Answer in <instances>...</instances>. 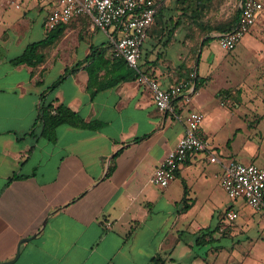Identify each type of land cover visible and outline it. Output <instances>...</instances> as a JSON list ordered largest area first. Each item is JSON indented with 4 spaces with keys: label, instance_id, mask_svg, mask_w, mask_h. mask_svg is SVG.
Returning a JSON list of instances; mask_svg holds the SVG:
<instances>
[{
    "label": "crops",
    "instance_id": "crops-1",
    "mask_svg": "<svg viewBox=\"0 0 264 264\" xmlns=\"http://www.w3.org/2000/svg\"><path fill=\"white\" fill-rule=\"evenodd\" d=\"M158 1L138 64L163 89L194 73L190 100L176 98L173 112L159 111L115 55L117 31L85 15L47 29L58 0H17L18 9L0 0V263L26 239L8 264H264L263 220L219 184L228 161L264 164V112L254 100L232 107L218 98L242 58L264 47L254 38L264 30V0L232 52L216 37L196 63L182 60L177 32L157 37L169 0ZM37 42L40 63L10 62ZM44 103L51 115L62 107L72 116L47 129ZM192 111L203 115L200 136L219 162L193 152L167 187L152 185ZM230 210L238 217L228 222ZM202 234L216 246L197 247Z\"/></svg>",
    "mask_w": 264,
    "mask_h": 264
},
{
    "label": "built area",
    "instance_id": "built-area-1",
    "mask_svg": "<svg viewBox=\"0 0 264 264\" xmlns=\"http://www.w3.org/2000/svg\"><path fill=\"white\" fill-rule=\"evenodd\" d=\"M6 3L20 8L17 0H4ZM158 0H58V5L51 12L44 24L47 29H54L59 24L69 22L73 17L85 15L90 18L93 27L108 32L117 31L111 35L115 55L124 60V64L135 72L137 83L152 92L153 104L159 111L173 112V101L176 98L190 100L189 91L193 86L194 73L187 80L163 89L154 80L142 72L139 66L141 49L148 38V33L158 13ZM240 14L236 25L229 32L218 37L219 46L227 52H232L242 39L250 33L255 21L263 9L258 0H240ZM223 104V103H221ZM203 115L190 112L185 119V129L176 145L167 153L156 168L152 177V185L165 188L171 183L178 169L193 152L211 154V145L200 136V125ZM209 161L219 162L213 154ZM223 171L220 185L231 200L243 199L248 207L259 214L264 223V164H242L228 161L222 164ZM238 214L230 210L225 219L235 221Z\"/></svg>",
    "mask_w": 264,
    "mask_h": 264
},
{
    "label": "rangeland",
    "instance_id": "rangeland-1",
    "mask_svg": "<svg viewBox=\"0 0 264 264\" xmlns=\"http://www.w3.org/2000/svg\"><path fill=\"white\" fill-rule=\"evenodd\" d=\"M195 4L194 0H169L167 12L164 16L160 15L155 22L158 29L157 37H163V40L168 33L177 32L176 37L179 39L181 51L184 52L180 53L183 61L196 58L198 44L205 37L215 36L218 40L223 34L221 31L234 25L233 20L239 9V0H197L196 7ZM254 38H260L264 43V30ZM216 43L217 41L213 44L219 45ZM242 59L243 61L237 65L236 77L232 81L228 79L229 86L219 93L218 98L225 106L231 104L232 107L241 101L254 100L261 105L262 114L264 112V47L253 54L245 55ZM223 109L224 107L219 106V110ZM262 118L264 115L260 119ZM238 124L236 126H239ZM228 201L230 202L229 198ZM215 246V242H211L203 247L209 249ZM199 255L204 257L205 254Z\"/></svg>",
    "mask_w": 264,
    "mask_h": 264
},
{
    "label": "trees",
    "instance_id": "trees-1",
    "mask_svg": "<svg viewBox=\"0 0 264 264\" xmlns=\"http://www.w3.org/2000/svg\"><path fill=\"white\" fill-rule=\"evenodd\" d=\"M194 1L196 2V4H195V7H196L197 6V0H194ZM239 14H240V10L237 9L234 20H233L234 23L236 20H238ZM233 28H234V26L231 25L228 29L223 30L221 32H223V33L229 32V31H231V29L233 30ZM215 38L216 37H213V36L205 37L198 44L197 55L199 54L200 49L203 48L205 44L209 43L210 41L214 40ZM42 43L43 42H37V43L30 44L20 56L12 59L10 62L13 65L28 64L31 66H35L36 64L41 62V57H39L36 54V50ZM197 55H196V59L194 61L195 63H196V61H198ZM203 81H204L203 79H197L195 82L196 86L198 87V85H200V83ZM50 110H51V104L44 103L42 106V112L41 113L43 114V117H45L44 122H45L47 129H52L57 124L64 122L66 120V118H68L70 115L72 116V112L70 114V112L68 110H66L65 108H62V107L58 108V110H56V113L54 115L50 114ZM205 238H206V236L204 234H202L201 236L200 235L197 236L196 240H195L196 241L195 245L197 247H199V246H204L205 244H207L208 242L205 244L203 243L205 241ZM151 264H163V261H161L157 258H155V259L152 258Z\"/></svg>",
    "mask_w": 264,
    "mask_h": 264
},
{
    "label": "water",
    "instance_id": "water-1",
    "mask_svg": "<svg viewBox=\"0 0 264 264\" xmlns=\"http://www.w3.org/2000/svg\"><path fill=\"white\" fill-rule=\"evenodd\" d=\"M25 241H26V239H23V240L20 242L19 246L21 245V243H23V242H25ZM19 246H18V248H17V251H16V254H15V257H14L11 261L15 260V259L18 257V255H19ZM11 261L2 262V263H0V264H8V263H10Z\"/></svg>",
    "mask_w": 264,
    "mask_h": 264
}]
</instances>
